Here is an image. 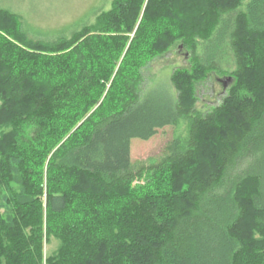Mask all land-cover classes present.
I'll use <instances>...</instances> for the list:
<instances>
[{"label": "trees", "instance_id": "16d2710c", "mask_svg": "<svg viewBox=\"0 0 264 264\" xmlns=\"http://www.w3.org/2000/svg\"><path fill=\"white\" fill-rule=\"evenodd\" d=\"M244 1L112 0L54 40L0 8V264H264V0ZM236 11L233 81L202 114ZM176 44L190 67L143 91ZM181 122L159 161L133 164V139Z\"/></svg>", "mask_w": 264, "mask_h": 264}, {"label": "rangeland", "instance_id": "374dc122", "mask_svg": "<svg viewBox=\"0 0 264 264\" xmlns=\"http://www.w3.org/2000/svg\"><path fill=\"white\" fill-rule=\"evenodd\" d=\"M112 0H0V8L11 10L20 14L24 26L31 35L39 38L56 39L58 37H70L85 25L95 22L96 17L103 11L111 8ZM248 0H245L238 11L247 12ZM226 16L229 19L226 25L220 26L225 30V39L221 45L219 56L213 61L214 67L208 77L196 85L197 102L195 108L204 114L213 107L219 105L227 95L237 68L236 58L231 47L229 36L233 26V20L237 12ZM206 45L199 44L197 54L203 56ZM191 54L181 45H174L170 51L157 57L144 68L143 91L157 88L158 91H166L170 85L169 77L174 67H190ZM194 57V56H193ZM186 122H181L180 129L170 125L161 128L148 140L133 139L131 142V159L135 166L150 165L159 161L168 142L177 134L185 133ZM259 158V167L264 168V150ZM247 166V163L244 164ZM220 213H225V201H220ZM219 203V204H220ZM49 246V245H48ZM220 248V245H219ZM48 249V248H47ZM218 260L214 264H218Z\"/></svg>", "mask_w": 264, "mask_h": 264}, {"label": "water", "instance_id": "95a60500", "mask_svg": "<svg viewBox=\"0 0 264 264\" xmlns=\"http://www.w3.org/2000/svg\"><path fill=\"white\" fill-rule=\"evenodd\" d=\"M230 79H232V77Z\"/></svg>", "mask_w": 264, "mask_h": 264}]
</instances>
